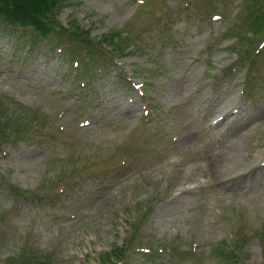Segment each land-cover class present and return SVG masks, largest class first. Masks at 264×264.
Listing matches in <instances>:
<instances>
[{"label":"rangeland","instance_id":"374dc122","mask_svg":"<svg viewBox=\"0 0 264 264\" xmlns=\"http://www.w3.org/2000/svg\"><path fill=\"white\" fill-rule=\"evenodd\" d=\"M54 18L69 34L0 25V264H111L137 224L132 242L184 256L119 264H219L234 240L264 264V0H66ZM75 26L100 47L85 74Z\"/></svg>","mask_w":264,"mask_h":264},{"label":"trees","instance_id":"16d2710c","mask_svg":"<svg viewBox=\"0 0 264 264\" xmlns=\"http://www.w3.org/2000/svg\"><path fill=\"white\" fill-rule=\"evenodd\" d=\"M66 0H0V25L6 27L9 31L13 33H18V36L21 38L25 35V33H31L33 32L34 40H41L44 39L43 37L47 36L48 34H55V33H68L66 30L67 28L65 26L60 25L54 18L55 12L60 8V6L65 2ZM51 11V14L48 15V12ZM263 22V25L259 27L258 29L259 33L264 32V19H261ZM68 24L73 25L75 24L73 21H69ZM257 31V32H258ZM71 34L75 35V40L79 45H81L82 50L84 51L85 57H86V64L80 65L77 69L81 70L82 74H85L89 69H91L96 62V60L92 59L93 53L97 55V53L100 52V47L95 46L93 44L95 41H90L87 38V31H83L81 33L78 26H75L73 28V31L70 32ZM69 34V33H68ZM81 36L80 39H77V36ZM30 40V37H29ZM124 48L123 46H120V44L116 43L115 41H112L110 39V49L109 52L112 56H120L124 54ZM93 60L94 63H91ZM91 63V64H90ZM103 64V62H102ZM100 66V65H99ZM9 122H5V125L2 126V134L4 137L11 139V141H14L15 139L19 138L21 135H17V130H11L9 127ZM22 126V125H21ZM18 128V127H17ZM20 131H23L24 129L18 128ZM25 131H27V127L25 128ZM26 134V133H25ZM0 137V142H1ZM74 167V166H73ZM71 167L69 171L66 174L75 173L74 168ZM67 176V175H65ZM66 182V177H65ZM52 185H57L56 181L50 182ZM37 190H16L14 189V196H20L21 194H26L29 192H36ZM20 192V193H19ZM19 193V194H18ZM18 194V195H17ZM39 201V199H36ZM144 215V214H142ZM143 217V216H142ZM141 217V218H142ZM136 221L139 223V218L136 219ZM138 230V224L137 227L133 230V232L130 234L127 246L124 248V251L120 250V248H112L109 254H105L104 256L107 257V259H111L108 257L110 254L114 256L113 262L111 264H119L123 262L126 258V254L129 250H132L133 248H136L137 250L142 251L140 255L144 256L145 258H148L149 260L153 261V256L156 253L159 252H168L171 255L176 254L177 252L180 256L182 255L177 250H174L167 246L166 244H163L161 242H155L152 240L146 241L144 243H138V242H132V238L134 236V232ZM235 237H237V234H235ZM174 239H171V241ZM264 243V241H263ZM242 245V241L234 240L232 242V250L231 252H228L229 254H232V256H229L228 253L223 254L224 261H219V264H229L234 261V263L238 264L239 258L236 256V253L238 254L239 251L237 248H239ZM33 252V251H31ZM30 256V262L31 264H44L45 260L44 257H40L36 255V252H33ZM40 253V252H39ZM262 256L264 259V246L262 251ZM19 258V255H17L16 258H13L14 260H17ZM233 261H232V260ZM175 257L172 260V262H175ZM110 263V261H109ZM262 264V263H261Z\"/></svg>","mask_w":264,"mask_h":264},{"label":"bare ground","instance_id":"6f19581e","mask_svg":"<svg viewBox=\"0 0 264 264\" xmlns=\"http://www.w3.org/2000/svg\"><path fill=\"white\" fill-rule=\"evenodd\" d=\"M222 152H225V151H222ZM227 160H228V157L225 153L221 154L218 159L212 158L209 164V168H208L209 172L219 176L221 170L228 166Z\"/></svg>","mask_w":264,"mask_h":264}]
</instances>
